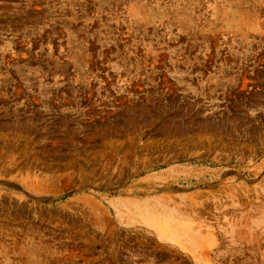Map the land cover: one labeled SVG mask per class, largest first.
Instances as JSON below:
<instances>
[{
  "label": "rangeland",
  "instance_id": "1",
  "mask_svg": "<svg viewBox=\"0 0 264 264\" xmlns=\"http://www.w3.org/2000/svg\"><path fill=\"white\" fill-rule=\"evenodd\" d=\"M0 264H264V0H0Z\"/></svg>",
  "mask_w": 264,
  "mask_h": 264
}]
</instances>
